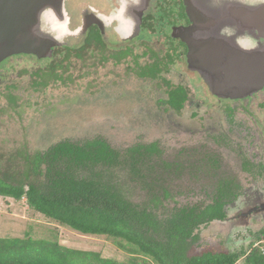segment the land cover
I'll return each mask as SVG.
<instances>
[{
  "label": "flooded vegetation",
  "instance_id": "obj_1",
  "mask_svg": "<svg viewBox=\"0 0 264 264\" xmlns=\"http://www.w3.org/2000/svg\"><path fill=\"white\" fill-rule=\"evenodd\" d=\"M251 5L261 8L264 0H39L25 4L23 22L30 37L40 46L56 44L39 54L0 53V102L9 108L16 103L14 96L40 95L69 79L63 75L71 60H81L87 73L123 68L145 84V92L112 93L117 95L107 98L108 104L103 98L99 117L115 125L126 112L133 120L168 122L166 128L172 124L174 130L166 135L175 143L168 147L170 151L186 158L191 152L208 153L218 172L222 170L237 187L227 205L244 196L251 201L212 222L219 233H225V241L239 235L234 233L238 226L244 228L245 218L252 219L249 231L253 235L263 234L264 85L248 94L222 95L212 92L206 76L230 65L240 54L264 53V39L258 32L264 30V13L252 11ZM6 31L2 19L0 38ZM99 90L85 91L84 103L106 95ZM89 107L88 116L96 112ZM89 128L88 122L85 129ZM191 141L193 147H189ZM150 143L163 152L159 139L137 144ZM247 210L246 217L243 211Z\"/></svg>",
  "mask_w": 264,
  "mask_h": 264
},
{
  "label": "trees",
  "instance_id": "obj_2",
  "mask_svg": "<svg viewBox=\"0 0 264 264\" xmlns=\"http://www.w3.org/2000/svg\"><path fill=\"white\" fill-rule=\"evenodd\" d=\"M163 154L155 143L119 151L94 137L64 139L24 156V171L0 173V197L23 201L82 235L112 239L130 258L121 263L56 242L0 236V264H264V250L253 245L248 251L193 253L203 229L224 218L223 207L237 187L208 153L176 160ZM183 178L203 199L178 206L176 181ZM135 187L145 195L138 203L130 197Z\"/></svg>",
  "mask_w": 264,
  "mask_h": 264
},
{
  "label": "rangeland",
  "instance_id": "obj_3",
  "mask_svg": "<svg viewBox=\"0 0 264 264\" xmlns=\"http://www.w3.org/2000/svg\"><path fill=\"white\" fill-rule=\"evenodd\" d=\"M83 64L81 60H71L69 64L71 67L63 75L69 79L58 81L40 95L33 94L26 99L14 96L16 103L10 104L12 106L9 108H3L4 104L0 102V173L16 176L25 169L23 160L25 154L32 155L45 151L57 141L64 139L78 141L98 136L103 137L112 148L119 151L137 143H149L159 139L166 160L185 157L175 154L168 148L175 145L172 137L166 136L168 130H174L172 124L166 128L168 122L133 120L123 112L125 116L119 119V122H113L115 125L108 121L105 124L98 112L102 104H108L107 98L115 97L121 91L128 92L130 89L140 94L145 92V84L132 79L133 75L123 68L110 73H87L82 69ZM98 87L106 92V95L99 100L92 98L87 104L90 107L87 106L81 96L85 91L98 93L100 91ZM114 92L118 93L114 95L112 94ZM86 106L96 112L90 116L86 115ZM88 122L89 131L85 129ZM188 143L189 147H193L192 141ZM117 175L127 182L126 176L120 173ZM176 183L180 192L175 196L178 206L197 202L201 197L203 199V195L198 194L199 189L197 190L195 185L191 187L184 178ZM130 197L133 202L138 203L144 200L145 195L141 189L135 187L130 188ZM172 205L171 203L170 206ZM250 229L251 227L247 230L239 229L238 226L234 234L239 235L235 236L234 240L226 242L225 233H219V228L215 224H210L200 233L198 244L193 246V253L248 251L250 245L264 250V233L253 235ZM0 236L4 239L56 242L72 249L97 252L103 258L121 263L127 262L130 258L129 254L120 250L112 239L82 235L47 220L29 209L23 201L17 202L3 197H0ZM237 264H244L243 260L240 259Z\"/></svg>",
  "mask_w": 264,
  "mask_h": 264
},
{
  "label": "water",
  "instance_id": "obj_4",
  "mask_svg": "<svg viewBox=\"0 0 264 264\" xmlns=\"http://www.w3.org/2000/svg\"><path fill=\"white\" fill-rule=\"evenodd\" d=\"M37 1L39 0H0V21L3 19L6 28H8V31L4 33V37L0 38L1 55L22 52L39 54L42 50H46V47H50L51 44H56L54 41V43L49 42L44 45L42 43L40 46L38 41L30 37L28 28L23 22L24 17H26V14L23 13V5L34 4ZM62 1L60 0V2ZM251 7H254L252 11H259L260 9V12L264 13V5L261 8L257 5H251ZM251 26H253V23H251ZM258 32L259 38L264 39V30L260 29ZM190 48L193 52V47L190 46ZM234 59L236 60H233L232 64L230 63V65L221 69L216 68L215 72L206 75L212 92L236 96L237 94L251 93L257 87L264 85V53L251 51L243 55L240 54ZM245 199L244 196L231 205H225L223 213L227 216L228 211L233 207H245L246 203L251 202ZM248 213V210L243 211L246 217ZM251 220L245 218L243 222L245 230L250 228L249 223ZM247 222L248 224H246Z\"/></svg>",
  "mask_w": 264,
  "mask_h": 264
}]
</instances>
